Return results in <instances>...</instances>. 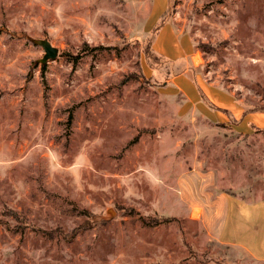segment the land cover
<instances>
[{"label": "rangeland", "instance_id": "374dc122", "mask_svg": "<svg viewBox=\"0 0 264 264\" xmlns=\"http://www.w3.org/2000/svg\"><path fill=\"white\" fill-rule=\"evenodd\" d=\"M256 111L264 0H0V264H264L202 219L264 200Z\"/></svg>", "mask_w": 264, "mask_h": 264}, {"label": "crops", "instance_id": "0c3cea01", "mask_svg": "<svg viewBox=\"0 0 264 264\" xmlns=\"http://www.w3.org/2000/svg\"><path fill=\"white\" fill-rule=\"evenodd\" d=\"M233 116L235 120L240 119ZM245 119L249 128L264 127V114L260 111L252 112ZM260 120L261 126L257 124ZM202 219L207 226L210 222L209 232L219 244L238 249L245 258L264 259V200L245 202L219 193Z\"/></svg>", "mask_w": 264, "mask_h": 264}, {"label": "water", "instance_id": "95a60500", "mask_svg": "<svg viewBox=\"0 0 264 264\" xmlns=\"http://www.w3.org/2000/svg\"><path fill=\"white\" fill-rule=\"evenodd\" d=\"M39 45L43 48L42 62L45 64L47 60H54L57 56V49L53 48L48 42L42 41Z\"/></svg>", "mask_w": 264, "mask_h": 264}, {"label": "trees", "instance_id": "16d2710c", "mask_svg": "<svg viewBox=\"0 0 264 264\" xmlns=\"http://www.w3.org/2000/svg\"><path fill=\"white\" fill-rule=\"evenodd\" d=\"M93 49V51L94 50H98L99 49V47H97V48H92ZM102 49V48H101ZM103 49H105V48H103ZM86 51H88L87 49H85V50H83V52L82 53H85ZM42 69H44V64H43V67H42ZM254 129H257L256 127H253ZM264 131V130H263ZM17 219V218H16ZM140 221H141V223L143 224V225H145V226H148V227H153V226H157L160 222H157V221H152V220H148V219H140ZM78 230V229H77ZM77 230H75L73 233L71 232L69 235H65V234H61L62 236V239H67V241L69 242L70 241V239L71 238H73V236L72 235H74L75 233H76V231ZM68 236V237H67Z\"/></svg>", "mask_w": 264, "mask_h": 264}]
</instances>
